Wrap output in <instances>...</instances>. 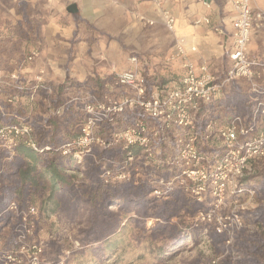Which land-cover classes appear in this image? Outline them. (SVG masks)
Segmentation results:
<instances>
[{
  "label": "built area",
  "instance_id": "2783aa9c",
  "mask_svg": "<svg viewBox=\"0 0 264 264\" xmlns=\"http://www.w3.org/2000/svg\"><path fill=\"white\" fill-rule=\"evenodd\" d=\"M152 1L159 5L158 0ZM200 1L209 8L208 2ZM232 6L234 17L228 56L231 64L223 77L212 75L204 64L196 68L185 58L182 77L167 90L150 87L143 75L132 71L121 72L111 86L113 90L127 91L119 98L107 93L101 98L90 94L85 97L74 95L68 99L67 103L81 105L84 120L80 134L57 149L64 156L71 154L78 163L91 154L94 147H139L145 158L154 159L157 142L168 139L167 135L173 132L176 153L169 164L176 167L177 172L167 179H157L152 196L159 199L180 188L185 195L206 205L198 212L197 220L213 223L217 234L226 235L227 244L242 226L237 214L239 209L246 207V200L242 197L249 200L255 194L253 189L240 186L239 180L248 170L250 162L264 158V59L251 57L248 53L254 30L264 29V12L254 10L252 0H233ZM162 19L165 28L173 32L174 19L169 12L163 11ZM204 23L209 24V19H205ZM175 51L184 55L182 40L177 41ZM34 57L35 53H32L28 60ZM131 62L136 63V58H131ZM236 80H244L248 86L252 103L250 115L235 116L218 128L211 120L200 127L202 105L221 98L225 87ZM41 81V76L36 77L35 84L28 88L15 72L9 75L6 82L0 79V84L5 82L14 89L34 90ZM47 92L51 93L52 90L48 88ZM63 109L64 106L52 108L51 116H60ZM134 109L140 110L144 117L155 123L149 125L138 118L125 128L111 133L109 138L98 135L97 131L102 125L115 124L127 111ZM214 139L221 143L220 152L203 153L201 148L204 143ZM20 143L37 153L51 151L49 146H37L28 124L0 126L1 148L12 151ZM131 160L128 158V161ZM104 178L109 181L127 180L129 172L106 171ZM13 208L12 204L10 209ZM30 212L34 213L35 209L30 208ZM31 248L34 250L32 260L37 261L41 249L36 245ZM6 259L15 261L11 255ZM211 264L218 263L212 261Z\"/></svg>",
  "mask_w": 264,
  "mask_h": 264
},
{
  "label": "trees",
  "instance_id": "16d2710c",
  "mask_svg": "<svg viewBox=\"0 0 264 264\" xmlns=\"http://www.w3.org/2000/svg\"><path fill=\"white\" fill-rule=\"evenodd\" d=\"M22 10L19 5L18 13ZM32 27L34 28V25ZM108 79L110 78L94 80L90 87L91 94L100 98L103 93L115 95L110 88L105 87L111 82V79ZM68 82L69 79L57 86H39L42 88L40 94L45 93V87L54 92L55 97L51 99L53 108L64 106L60 116H45V110L39 114H27L23 106L6 100L11 90L0 86V126L28 124L32 128L37 146H49L51 149L37 153L22 143L12 151L0 147V214L13 199L20 207H24L30 204L34 197L47 193L46 209L51 214H63L68 220L84 218L87 227L81 231L80 240L96 243L114 234L124 215L128 219H136L135 221L146 218L162 221L164 224L155 223L150 232L165 236L169 229H177L178 232L177 226L169 225L172 218L192 219L195 213L206 207L205 204L185 195L180 188H175L166 197H152L154 182L159 178L167 179L177 172V168L169 164L176 153L173 132L167 135L168 139L157 142V155L155 154L154 159L145 158L139 147L94 148L92 155L83 157L80 164L71 154L62 155L57 149L80 134L84 120L81 106L67 103L68 97L62 95V90L78 86V83L70 85ZM251 105L246 82L233 81L225 87L221 98L202 105L200 127L207 120H211L213 111L223 110L224 114H231L232 118L246 117L251 113ZM138 118L144 119L149 125L155 123L152 119L144 117L140 110L134 109L127 111L117 123L102 125L97 133L103 138H109L111 133L125 128ZM221 149V143L214 139L204 143L201 151L211 154L220 152ZM128 158L132 160L128 161ZM263 163L264 158L250 162L248 170L239 180L240 186L256 192L257 186L249 185L248 182L260 177V187L264 189V169L261 167ZM123 170L129 172L126 181H109L104 178L106 171L115 173ZM78 174L82 177L79 178ZM114 207L118 210L113 211ZM131 212L134 217H131ZM248 214L254 222L264 224V203L258 204L256 209ZM3 219L6 221L10 217L4 215L0 217V222ZM186 228H190V237L195 239L197 229H191L190 226ZM209 235L215 254L220 253L222 235L212 230ZM12 239L14 240V235ZM236 240V251L241 258L239 264H264V232H251L244 227ZM230 261V257H225L220 264H232Z\"/></svg>",
  "mask_w": 264,
  "mask_h": 264
},
{
  "label": "crops",
  "instance_id": "0c3cea01",
  "mask_svg": "<svg viewBox=\"0 0 264 264\" xmlns=\"http://www.w3.org/2000/svg\"><path fill=\"white\" fill-rule=\"evenodd\" d=\"M158 1L159 5L152 0H0V26L15 23L20 14L30 30L39 24V52L26 72L34 78L43 69L48 84L59 85L65 79L81 83L132 71L143 75L150 87L167 90L182 77L184 58L223 77L231 64L233 0H205L209 8L200 0ZM73 4L75 14L67 11ZM252 7L264 12L262 0L252 1ZM163 11L174 19L173 32L163 24ZM178 40L183 56L175 51ZM250 42L249 56L264 59V29L254 30ZM133 57L136 63L131 62ZM113 84L105 87L115 97L127 93L113 90Z\"/></svg>",
  "mask_w": 264,
  "mask_h": 264
},
{
  "label": "rangeland",
  "instance_id": "374dc122",
  "mask_svg": "<svg viewBox=\"0 0 264 264\" xmlns=\"http://www.w3.org/2000/svg\"><path fill=\"white\" fill-rule=\"evenodd\" d=\"M17 16L19 20L15 23L6 22L0 26V79L6 82L9 75L16 72L24 85L29 88L35 84L36 77L41 76L42 81L38 86L42 87L41 84H48L43 79V69H39L34 78L28 77L26 72L27 68L34 65L39 52L37 49L40 46V43H37L38 40L40 41L39 24H34V29L30 30V23H25L24 15ZM10 29L12 31L8 32ZM32 53H35L34 59L28 60V56ZM115 77H109L112 83ZM93 81L94 79H86L76 84L77 82L69 79L70 85L75 83L78 86L62 90V95L68 99L74 95L81 97L90 95ZM5 82L0 86L11 90L10 96H6L7 101L23 106L27 114L36 112L39 114L40 111L45 110L44 115L51 116L53 108L51 99L55 94L48 93V87H45L44 94H40L42 90L40 87L34 90H19L11 85L8 86ZM79 87L80 90L75 89ZM74 90L75 93L76 91L79 93H72ZM230 117L231 114L227 115L223 110L219 112L216 110L213 111L211 121L215 124V128H218L226 124L232 118ZM94 148L89 155H92ZM261 167L264 169V163ZM78 177L81 178V174H78ZM260 181V177H255L248 182L249 185L255 184L257 188L253 198L248 200L242 197L246 200V207L237 211L242 224L241 229L235 233L229 244L226 243V235H222L223 243L218 254L214 252L209 235L210 230L216 232L213 223L197 220L199 211L192 216V219L172 218L169 225L177 226L178 232L177 229H169L165 236L150 232L155 223L164 224L162 221L153 218L135 221L136 219H128L124 215L122 223L114 234L102 241L91 243L80 240L81 231L87 227L84 218L68 220L63 214H51L46 209L47 193L34 197L31 203L24 207H20L13 199L0 214V217L4 215L10 217L0 222V264H211L212 261L220 264L225 257H230L232 264H239L241 258L236 251L237 235L244 227L251 232H264V224L254 222L252 216L248 214L255 210L258 204L264 203V189L260 187ZM12 204L14 208L10 209ZM30 208L35 209V212L31 213ZM112 210L118 209L114 207ZM130 215L134 217L132 212ZM187 226L197 229L195 239L190 237V228L187 229ZM33 245L41 249L37 261L32 260ZM10 255L15 261L6 259Z\"/></svg>",
  "mask_w": 264,
  "mask_h": 264
},
{
  "label": "water",
  "instance_id": "95a60500",
  "mask_svg": "<svg viewBox=\"0 0 264 264\" xmlns=\"http://www.w3.org/2000/svg\"><path fill=\"white\" fill-rule=\"evenodd\" d=\"M67 11L71 14H75L76 13V6L73 4V5H70L68 8H67Z\"/></svg>",
  "mask_w": 264,
  "mask_h": 264
}]
</instances>
